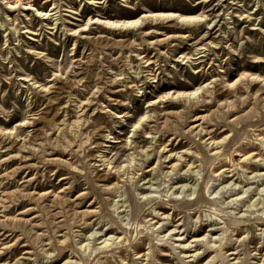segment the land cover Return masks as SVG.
Listing matches in <instances>:
<instances>
[{
	"label": "rangeland",
	"instance_id": "1",
	"mask_svg": "<svg viewBox=\"0 0 264 264\" xmlns=\"http://www.w3.org/2000/svg\"><path fill=\"white\" fill-rule=\"evenodd\" d=\"M62 263L264 264V0H0V264Z\"/></svg>",
	"mask_w": 264,
	"mask_h": 264
},
{
	"label": "bare ground",
	"instance_id": "2",
	"mask_svg": "<svg viewBox=\"0 0 264 264\" xmlns=\"http://www.w3.org/2000/svg\"><path fill=\"white\" fill-rule=\"evenodd\" d=\"M44 1H48V0H44ZM26 4H28L27 5V8H30V3L29 2H27ZM55 7H52V8H50L49 9V11L48 12H50L51 10H53ZM39 12V14L38 15H40V16H45V14H47L48 15V13H45V12H43V11H38ZM53 14V13H52ZM51 13H50V15H52ZM142 16H144V17H147V16H149V17H154V18H159V17H166V18H170V19H175L177 22H180V23H191V22H199V21H202L203 20V18L202 17H200V16H192V15H179V14H176V13H172V12H165V13H147V14H143ZM47 17V16H46ZM94 21L95 22H99V23H102L104 26H107V27H115V26H117V27H120V28H128V27H134L136 24H137V19L136 20H122V21H120V20H110V19H103V20H101V19H98V18H95L94 19ZM258 77L257 76H250V79H257ZM238 80V78L235 80V81H237ZM231 84V83H230ZM234 84V83H233ZM233 84H231V85H233ZM197 90H198V87L196 88V89H194V90H190V91H177V93H176V96H173V95H171L170 97L171 98H181V97H185V98H187L188 100L189 99H191V100H194V99H196V98H198V94H197V96L195 95L196 94V92H197ZM237 97V96H236ZM80 120V119H79ZM141 124V123H140ZM76 127H78L79 125H78V122H76V125H75ZM214 142H212L211 144H213ZM24 150V149H23ZM102 155V154H101ZM103 157V158H102ZM102 160H103V162L105 163V166L106 167H109V163H108V161L106 160V158L102 155ZM116 184H117V182H116ZM215 230V229H214ZM111 238L112 237H106V239L108 240H111ZM115 238H117V237H115ZM114 238V239H115ZM108 240V241H109ZM103 241V244H102V246H107V245H110V243H108V242H106V240H105V237H104V239L102 240ZM102 241H101V243H102ZM187 248L186 249H189L188 248V246H186ZM231 254H237V252H230ZM187 256H195V254H192V255H187ZM235 263V262H234ZM63 264V263H62Z\"/></svg>",
	"mask_w": 264,
	"mask_h": 264
}]
</instances>
